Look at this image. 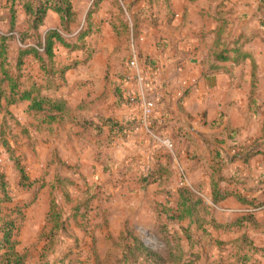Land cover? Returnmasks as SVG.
I'll use <instances>...</instances> for the list:
<instances>
[{
  "label": "rangeland",
  "instance_id": "1",
  "mask_svg": "<svg viewBox=\"0 0 264 264\" xmlns=\"http://www.w3.org/2000/svg\"><path fill=\"white\" fill-rule=\"evenodd\" d=\"M2 1L4 0H0V36L7 34L10 27V12L6 6L4 7ZM93 1H73L77 18L70 32L63 34L68 41H74L77 30L84 25L86 13ZM190 1L172 0L173 3L176 2L177 8L188 2L189 5H186L192 7L191 20L195 23L198 14L209 18V13L216 7L223 12H230L233 6L242 7L248 0H192V3ZM161 13V22L158 26L142 22L136 31L137 35H127L119 24V19L121 20L122 17L119 15L116 0H101L99 10L93 16L96 32L87 39L86 49L69 51L61 46L56 47V60L61 65H70L74 61L79 64L67 72L65 86L43 93L49 97L59 95L70 102V105L75 107L71 116L75 119L62 116L50 126L38 125L37 123L43 119L42 114H29L25 103L12 109L18 124L8 118L4 120L0 113V126L3 121H6V128L9 127L11 135L15 137L12 140L15 152L25 158V172L31 179H39L46 184V187L38 192L35 188L26 191L21 189L18 185L17 170L9 162L8 155L0 149L1 164L12 195L16 197L15 204L28 205L24 208V220L21 223L18 239L19 250L22 253L27 249L31 252L30 264L34 263L36 256L39 255L37 250L40 249L41 244L37 241V237L44 225L45 215L50 208L52 198L58 206H61L64 213L71 212L73 207H79L80 214L85 213L90 217L87 225H103L106 222L107 230L99 232L95 238L98 260L95 259L94 253V255L91 254V259H83L86 264H155L153 261L144 263L143 255L135 249L138 243L163 259H168V248H172V252L178 254L175 245L179 244L188 250L191 241L194 251L200 252V260L196 264H213L212 262L219 256L215 249H209L207 240L200 238L197 234L193 239H186L182 229L190 227L189 230L193 232L197 225H209L211 219L218 224L226 225L237 214L244 211L241 208L236 209L231 203L224 206L212 204L209 192L211 181L209 167L212 160H208L207 155H199L198 150L207 146L210 152L214 151L216 141H220L225 169L231 171L233 165L228 160L237 150L236 147L241 145L240 142L244 141L246 136L250 143L245 144V147L258 142V137L254 140L252 137L260 125V117L256 115L257 112L260 113V106L257 105L255 112L249 111V113H255V116L252 120L249 118L246 121L247 124L243 126L241 140L239 136L228 133L226 136V133L211 135L209 126L203 127L205 117L202 116L199 125L197 124L198 141L183 134L188 133L185 130L181 132L184 127L178 126L176 129L174 124H169L166 117L169 115L166 113L169 109L164 105L166 95L159 92V86L161 85L163 89L164 82L156 81L150 74L152 71L146 69L156 70L159 66V55L157 57L154 49L161 52L160 56L166 57L167 53L177 45L176 41L174 44L172 34L180 35L179 25L169 27L171 18L164 7ZM242 16L231 23L232 30L248 32L252 29L251 27L257 26L254 15L248 20L245 15ZM123 17L126 19V15ZM181 17L178 14V19ZM109 21L115 22L121 33L119 37L110 29ZM22 23L23 26H19L18 29L24 31L25 29L22 30V28L26 24L25 18ZM47 25L55 26L56 18H49ZM226 38L223 36V39L226 40ZM253 40L245 46L251 44L250 47L259 60L263 74L264 45L260 42L253 43ZM27 42L30 44L31 40ZM19 47H21L19 37L14 34L11 50L15 53ZM133 51L144 58V68L139 63L137 68L130 67L129 61ZM89 56L90 59L86 61ZM244 71L245 67H242L240 79L235 78L234 83L240 84L239 86L247 83V79L244 80V74H242ZM223 82L221 80L220 83L223 84ZM103 83L109 86V91L101 94ZM139 83L142 89L146 88L145 84L152 89L144 94H149L155 99V111L150 119L152 125L150 130L155 136L149 135L145 126L141 124L142 118L137 106L125 107V109L115 100L121 96V93L114 91L118 85L121 89L130 88L138 91ZM190 89L189 86L184 88L178 100L182 99L181 95L189 93ZM136 94L140 96V92ZM260 97L261 95L257 94V102ZM98 99L107 100L102 105ZM113 100L115 103H112ZM237 105L239 107L238 103ZM79 106L82 107L78 110ZM114 106L117 109H110ZM230 107L231 105H228L225 100L222 109L226 110L227 117ZM96 113H113L117 117L130 115V118L127 116L126 119H122L119 123L122 129L109 138L105 134H97L95 131L82 130L78 127L77 119L91 118ZM181 119L182 124H187L186 121L194 122L195 118L191 119L188 116ZM37 125L41 126L40 131L35 129ZM226 127L230 128L229 124ZM200 135L206 137H199ZM165 139L171 141L173 145L171 149L163 146ZM186 145H189L187 150H185ZM232 149H235L234 152H229ZM156 163L162 164V168L170 174L163 178L165 182L152 183L143 189L139 185V179ZM239 168L240 166H237L238 170ZM181 187H187L199 195L203 205L209 207L205 211L199 207L193 219L197 224H189L188 221L178 224L166 219V210L175 207L176 193ZM65 199H70V204H67ZM76 224L79 227L85 225L80 220H77ZM168 230L171 233L177 231L178 235H168L166 234ZM118 231H122L123 234L116 236ZM75 232L78 236L81 235L78 234V232L81 233V229L76 228ZM87 242H90V239H87ZM127 246L130 250L125 248Z\"/></svg>",
  "mask_w": 264,
  "mask_h": 264
},
{
  "label": "trees",
  "instance_id": "2",
  "mask_svg": "<svg viewBox=\"0 0 264 264\" xmlns=\"http://www.w3.org/2000/svg\"><path fill=\"white\" fill-rule=\"evenodd\" d=\"M16 0H12L13 5L9 8V31L0 36V113L2 118L13 120L15 124L18 121L10 113L9 108L25 103L26 111L29 114H42V120L38 125L46 124L48 126L57 122L59 117L73 118L74 112L68 105L67 100L58 96H48L44 91L58 90L67 83V72L75 68L79 62H72L70 65H61L55 56V49L61 46L69 51H83L86 49V41L96 32L94 29L93 16L99 10L101 0H94L85 16L84 25L77 30L74 41H68L63 34L69 33L71 26L75 23L77 14L73 6L74 0H19L22 6L26 24L21 31L16 25L18 10L14 7ZM126 2H129L126 4ZM264 5V0H261ZM119 15V24L127 35H137L140 23L158 26L160 24L161 9L164 7L172 19L175 13L172 9L170 0H116ZM52 11L58 18L56 27L43 31L47 12ZM126 15V19L123 16ZM213 19L216 22L214 29V39L209 50L211 64L206 70L204 76L215 74L221 70L228 71L223 63H231L234 66L242 64L249 59L251 62V91L248 100V110L255 112L257 110V94L259 78L257 76V64L249 53L245 50V45L254 38H259L264 45V19L260 22L261 27L254 29L250 34L243 31L232 30L230 22V12L218 10ZM110 28L119 37L121 33L115 22H108ZM22 29V30H23ZM21 31V32H20ZM14 34L18 35L21 47L15 53L11 50V42ZM226 36V40L223 39ZM31 43L28 44L27 41ZM137 53V52H136ZM140 62L143 57L137 53ZM90 59L87 57L86 61ZM146 61V59H145ZM224 67V69H223ZM119 86V85H118ZM117 86L115 92L119 94L122 89ZM264 94V86H263ZM120 98H117L119 101ZM82 107V106H81ZM77 108L78 110L81 108ZM250 112V113H251ZM252 114V113H251ZM74 116V115H73ZM223 114L219 115V119ZM75 119V118H73ZM79 120V121H78ZM78 127L85 130L95 131L102 134L103 128L108 130L122 129L118 122L111 117L99 116L98 122L91 118L77 119ZM220 121L218 122V125ZM35 126L36 130H41V126ZM8 126V125H7ZM32 126V125H31ZM9 127L6 128V121L0 126V149L8 155L9 162L18 172L21 189H34L38 192L46 187V184L39 179H31L25 172L26 164L23 155L15 152ZM215 149L212 153V165L210 173V200L214 206H218L229 197L244 206V211L235 219L226 225L218 224L213 219L209 225H197L192 233L190 227L182 229L186 239H193L194 235L203 236L207 241H212L210 229L215 231L234 230L238 237L233 241V250L230 251L233 264H245L249 260L248 253L257 254L261 249L253 244L248 237L246 230L264 232V215L259 221L256 214L264 212V175L260 176L254 184L248 178L240 177L237 173L225 174L224 161L220 152V141H216ZM250 143V142H249ZM248 143V144H249ZM237 150L228 160L230 163L241 162L247 164L257 155L264 158V104L262 108V124L258 142H254L248 147L239 145ZM163 165H156L143 174L139 179V185L144 189L152 183L165 182L164 179L170 172H166ZM164 178V179H163ZM40 181V182H39ZM175 198V207L166 210V219L178 224L188 221L194 223L193 219L198 209L203 211L209 207L203 205L199 195L187 187H181L177 190ZM38 195V194H37ZM69 198V197H67ZM70 204V199H65ZM16 197L12 195L8 185L6 173L1 164L0 158V264H30L31 252L27 249L24 253L19 250L18 235L21 229V223L24 220L25 206L15 204ZM44 225L38 235L37 241L41 244L36 256V261L32 264H86L85 259H91V254L98 260L96 255L95 233L98 230L107 229L103 225H87L89 215L80 214L79 207H73L71 212L64 213L61 206L56 204L52 198L50 202ZM95 219V216H94ZM84 222V226H77L76 222ZM81 229L78 236L75 230ZM168 235H178L177 231ZM90 239V242H87ZM187 251H184L179 244L175 245L178 254L168 248V259L147 250L141 243L136 245L135 249L143 255L144 263L153 261L155 264H196L199 260V253L194 252L193 242H190ZM130 250L129 247H125ZM247 251V253L245 252ZM89 257V258H88Z\"/></svg>",
  "mask_w": 264,
  "mask_h": 264
},
{
  "label": "crops",
  "instance_id": "3",
  "mask_svg": "<svg viewBox=\"0 0 264 264\" xmlns=\"http://www.w3.org/2000/svg\"><path fill=\"white\" fill-rule=\"evenodd\" d=\"M170 1L175 16L173 17V19L170 20L171 23L169 21L170 23L169 27H176V26L178 27V25L180 26V29L178 31L180 35L177 36V34L175 33L172 34L174 44L176 41L177 45H175L173 50L167 53L166 57L160 56L161 52L156 51L154 49L157 57L159 55L158 57L159 66L157 65L158 67L154 75L156 76L155 77L156 81L159 80L160 82L161 81L164 82L162 85L163 89L160 93L166 95V97L164 98L165 99L164 105L167 107V109H169V112H166L169 113V115L166 116L168 117L169 124H174L176 129H178V126L179 128L180 126L184 127L181 129V132L182 130L183 131L185 130V132L188 133H183V134H187L188 136H190V138H194L196 139V141H198L199 130L197 124L201 120L200 117L202 116L205 117L203 118L204 119L203 127L206 128L207 126H209L211 135H219L221 133L223 134L226 133L225 134L226 136L228 133L230 135L231 134L237 135V137L239 136V140H241L240 135H242L243 126L245 125L246 121L249 118H251L252 120V118H254L255 116V113L251 114L249 113L248 110V100L251 91V72H252L250 60L247 59L242 64L237 66H234L229 62L223 63L221 65L227 68L228 71L221 70L215 74L204 76L206 70L211 64V58L209 57V50L211 48L214 39V29L216 27V22L213 19V17L215 16V13L220 9L216 7L213 12L209 13V18L205 16H200L198 14L195 23H192L191 18H193V10L191 9L192 7L189 6L187 7L186 5V4L189 5V3L186 2V4L181 5L182 7L179 6L180 8L179 7L177 8V6L175 5L176 2L173 3L172 0ZM190 2L192 3V0ZM18 3L19 0H16L15 1L16 5L14 7L18 10L16 25L18 28H20L19 26L21 25L23 26L22 20L23 18H25V14L22 6L19 5ZM2 4H4V7L5 6L7 7V10H9V8H11V6L13 5L12 0H4L2 1ZM178 14L182 16L180 19H178ZM242 15H245L247 20L248 18L250 19V17L254 15L257 21L255 23H258L256 24L257 26H255V28L251 27L252 29H250L248 32L243 30L244 33L249 35L252 30L259 29L261 27L260 22L264 19V5L261 3V0H248L247 4L242 7H240V5H238L237 7L233 6L232 10H230V22L233 23L240 16L243 17ZM52 17L56 18V25H57L58 18L56 17V14H54L52 11H48L44 22L43 31L56 27V25L55 26L53 25L51 27L47 25L49 18ZM253 41H252L253 43L260 42L261 44H263L259 38H254ZM250 45L251 44L245 46V50L247 53L251 55V57L255 60L257 64V76L259 78L257 87H258V94L261 95L260 100L257 102V105L260 106L259 109L260 113L258 112L256 113V115L258 114V116L260 117L259 120L260 125L259 127H257L256 134H254L252 137V140H254L260 135V127L262 124V108L264 104V94H263L264 73L262 74V69L259 64V60L258 58H256V54L252 51ZM170 48L172 49V47ZM242 67H245V71L242 74H244L243 76L244 80L247 79V83L243 84L242 86H239L240 84L234 82L236 77L237 80L240 79L241 76L240 69ZM158 70L160 72H157ZM221 80L224 81L223 84L220 83ZM188 86L191 87L189 93L181 95L183 96L182 99L178 100V96L182 94L181 92L183 91V89L187 88ZM159 87H161V85ZM102 88L103 91L101 94L109 91V86L106 83H103ZM114 91L112 89V92ZM229 93H231V96H229ZM98 100L99 103L103 105V103L107 99L104 100L98 99ZM115 100L118 102V104H120V101H118L117 99ZM225 100H227L228 105H231V107L228 109L230 110V113L228 112V117L226 110L222 109V106L225 105ZM113 102L114 100L112 101V103ZM237 103L239 104V107H237L238 106ZM20 105L9 108L10 113L14 117L15 115L13 114L12 109L17 108ZM68 105L71 107L72 110H75V107H72L70 105V102H68ZM115 107L116 106L111 107L110 109H117ZM221 114H223V118L219 119V115ZM99 116L111 117L114 119L115 122L118 123H120L122 119L123 120L126 119L127 116H129L130 118V115L117 117L116 115H113V113H109V114L96 113L94 117H91V119H94L95 121L98 122ZM174 116L176 117L174 118ZM188 116L191 117V119L192 117L195 118L193 120L194 122L186 121L187 124L184 123L182 124L181 117L188 118ZM15 119L17 120L16 117ZM219 121L220 124L218 125ZM227 124H229L230 128L226 127ZM103 134H105L107 137L109 136V138H112V136H114V134H117V132L116 130H112V132H110L108 130V127H104L101 135ZM199 137L205 138L206 136L200 135ZM249 142L250 140L246 136L244 141L240 142V144L245 145L248 144ZM188 147L189 145H186L185 150H187ZM190 147L192 148V146ZM206 149L207 146L206 148L202 147L201 149L198 150L199 152L198 154L207 155V159L212 160L213 151L210 152V150L208 149L206 150ZM234 150L235 149L228 151L233 153ZM220 152L223 153L221 150ZM226 154L229 155L228 152H226ZM210 164L212 165V162ZM230 164L233 165L232 167L233 169H231V171H227L225 169V174L237 173L240 177L248 178L252 184H254L255 181L260 176L264 175V158L261 155L255 156L247 164H243L238 161ZM237 166H240L239 170L237 169ZM209 168L211 172V167ZM209 192H210V186H209ZM227 203L233 204V206L236 207V209L237 208L244 209V206L239 204L236 201V199L233 197L227 198L225 201L219 204V206L222 205L224 206ZM239 214H237L234 218L239 216ZM263 215L264 212L257 213L256 214L257 220L260 221L263 218ZM233 219H231L229 222H231ZM102 231L104 230H98L95 233L96 238H97V234H99V232ZM209 232L212 235V241L211 242L207 241L209 244V246L207 247H209V249L211 250L212 248L213 250L215 249V251L219 254L217 260H215L212 263L233 264V261L231 259L232 256L229 253L230 251L233 250V246H232L233 241H235V239L238 237V233L235 232L233 229L225 232L215 231L213 229H210ZM192 233L195 234L194 231ZM246 233L248 237L253 241V244L259 247L261 251L253 255L249 252L248 253L249 260H246L247 262L245 264H264V232L248 229L246 230ZM122 234H123L122 231L120 232L118 231V233H116V236L118 235L121 236ZM200 238H205V237L201 236ZM182 248L184 251H187L186 249H184V247ZM194 252H198L200 254L199 251H194ZM245 252L247 253V251Z\"/></svg>",
  "mask_w": 264,
  "mask_h": 264
},
{
  "label": "built area",
  "instance_id": "4",
  "mask_svg": "<svg viewBox=\"0 0 264 264\" xmlns=\"http://www.w3.org/2000/svg\"><path fill=\"white\" fill-rule=\"evenodd\" d=\"M130 67L137 68V64L139 63L143 68H144V62H140L137 54L135 51H133L132 58L129 61ZM149 71H152L150 74L153 76L155 79V73L156 70H151L150 68H146ZM137 70V69H136ZM155 72V73H154ZM130 79V78H129ZM140 80V79H138ZM156 80V79H155ZM139 87H137L139 90L135 91L130 88L122 89L121 91V96H120V104L122 107H131V106H137L139 108L140 114H141V124L145 126L146 131L148 132L149 135L153 136L154 133L150 130V119L153 116V113L155 111V99L152 96H149V94H144V92L151 91V87L145 84L146 88H141L140 83L138 84ZM162 91L161 87H159V92ZM140 92V96H138L136 93ZM161 94V93H160ZM155 136V135H154ZM163 146L171 149L172 148V143L169 139H165L163 141Z\"/></svg>",
  "mask_w": 264,
  "mask_h": 264
}]
</instances>
